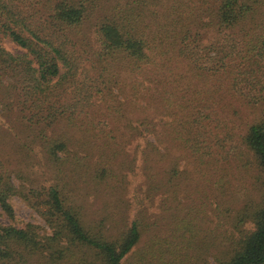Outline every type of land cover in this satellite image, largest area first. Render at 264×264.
I'll return each instance as SVG.
<instances>
[{
  "label": "trees",
  "instance_id": "1",
  "mask_svg": "<svg viewBox=\"0 0 264 264\" xmlns=\"http://www.w3.org/2000/svg\"><path fill=\"white\" fill-rule=\"evenodd\" d=\"M13 197L0 264H264V0H0Z\"/></svg>",
  "mask_w": 264,
  "mask_h": 264
},
{
  "label": "rangeland",
  "instance_id": "2",
  "mask_svg": "<svg viewBox=\"0 0 264 264\" xmlns=\"http://www.w3.org/2000/svg\"><path fill=\"white\" fill-rule=\"evenodd\" d=\"M3 45L7 50L11 52L17 51L8 41H4ZM10 203L13 210V217L9 219L0 210V223L12 224L17 227H23L24 223H31L35 226L33 228L35 232L40 234L48 233V230L41 218L30 207L25 205L22 200L17 197H13Z\"/></svg>",
  "mask_w": 264,
  "mask_h": 264
}]
</instances>
